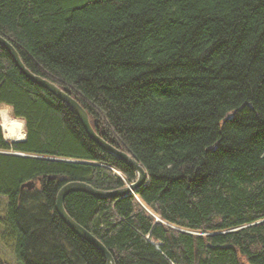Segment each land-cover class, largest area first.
<instances>
[{
    "label": "trees",
    "instance_id": "obj_1",
    "mask_svg": "<svg viewBox=\"0 0 264 264\" xmlns=\"http://www.w3.org/2000/svg\"><path fill=\"white\" fill-rule=\"evenodd\" d=\"M0 35L146 170L134 192L64 198L115 264H264V0H0ZM0 104L24 120L19 141L0 126L16 259L107 264L55 197L67 181L116 189L135 171L1 45Z\"/></svg>",
    "mask_w": 264,
    "mask_h": 264
},
{
    "label": "water",
    "instance_id": "obj_2",
    "mask_svg": "<svg viewBox=\"0 0 264 264\" xmlns=\"http://www.w3.org/2000/svg\"><path fill=\"white\" fill-rule=\"evenodd\" d=\"M0 45L3 46L11 55L14 63L18 67V69L31 81L34 83L46 88L50 92H52L56 97H58L65 104L70 106L75 114L78 116L85 132L87 135L102 149L109 152L110 154L118 157L124 163H126L129 167H131L135 173L136 178L134 181L127 183L123 187H119L116 189H98L93 187L91 184L85 181L79 180H71L64 183L59 190L57 191L55 197V209L62 219V221L74 232L85 238L88 242L97 247L105 256L107 264H115L112 254L109 250L104 246V244L99 241L89 230L75 221L66 211L64 207V198L65 196L72 191H83L88 194H91L98 198H104L108 196H122L127 193L134 192L140 185H142L147 179V173L144 167L140 164V162L131 156L127 151L119 149L115 147L113 144L105 140L102 136H100L92 127L87 111L81 106V104L72 97L69 93L65 92L62 88H60L56 83L36 74L29 70L21 60L17 50L14 46L3 36L0 35ZM25 136V132H24ZM24 139V137L22 138ZM22 139H10L11 141H19ZM15 154H22L21 152H13ZM34 186V181L29 180L23 182L20 186V189L32 188Z\"/></svg>",
    "mask_w": 264,
    "mask_h": 264
},
{
    "label": "rangeland",
    "instance_id": "obj_3",
    "mask_svg": "<svg viewBox=\"0 0 264 264\" xmlns=\"http://www.w3.org/2000/svg\"><path fill=\"white\" fill-rule=\"evenodd\" d=\"M4 112H5L6 117H9L13 120L15 126L18 127L19 123H22V129H21V132H22L21 139H22L24 137V120L21 118L15 117L12 113V109L10 106L5 105V104H0V126L2 129L4 138L11 141L10 138L5 136L4 129L2 126ZM6 202H7L6 196L3 194H0V219L4 216ZM5 234H6V231L4 229L3 223L0 222V258L6 260L9 264H22L20 261L16 259L14 255L12 238L10 236L6 237Z\"/></svg>",
    "mask_w": 264,
    "mask_h": 264
},
{
    "label": "bare ground",
    "instance_id": "obj_4",
    "mask_svg": "<svg viewBox=\"0 0 264 264\" xmlns=\"http://www.w3.org/2000/svg\"><path fill=\"white\" fill-rule=\"evenodd\" d=\"M2 126H3L4 134L6 137L10 139H17V140L21 139L22 123H19L18 127L15 126L13 120L5 116V112L3 113Z\"/></svg>",
    "mask_w": 264,
    "mask_h": 264
}]
</instances>
